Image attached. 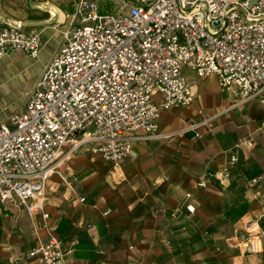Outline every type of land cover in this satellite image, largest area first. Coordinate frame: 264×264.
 Returning <instances> with one entry per match:
<instances>
[{"label":"crops","instance_id":"obj_1","mask_svg":"<svg viewBox=\"0 0 264 264\" xmlns=\"http://www.w3.org/2000/svg\"><path fill=\"white\" fill-rule=\"evenodd\" d=\"M78 1L0 0V26L24 22V32L42 30L43 39L35 59L20 50L0 59V123L24 110L64 42ZM99 2L102 11L115 12L108 0ZM54 16L55 24H41ZM184 73L195 100L163 111L159 120V133L173 136L139 141L117 164L84 148L75 151L61 175L49 177L47 220L30 215L16 198L0 204V264H39L28 253L49 229L63 240L68 264H264V251L246 254L238 237L248 218L262 216L264 247V103L235 106L215 75ZM197 123L195 130L180 131ZM243 142L229 184L208 176L206 187L197 185L228 166L234 146ZM72 176L74 189L63 180ZM258 176L261 187L251 184ZM106 209L112 210L107 216Z\"/></svg>","mask_w":264,"mask_h":264},{"label":"built area","instance_id":"obj_2","mask_svg":"<svg viewBox=\"0 0 264 264\" xmlns=\"http://www.w3.org/2000/svg\"><path fill=\"white\" fill-rule=\"evenodd\" d=\"M108 1L114 13L102 11L99 0L78 1L24 110L0 123V204L16 198L30 215L47 220L49 177L61 175L72 153L84 148L117 164L135 143L173 136L159 133V120L163 111L195 100L185 68L198 78L215 75L235 106L264 103V0ZM42 47V30L26 33L18 22L0 26V59L14 50L35 59ZM244 143L234 146L228 166L197 185L206 187L208 176L229 184ZM262 178L251 184L261 187ZM63 180L74 189L75 176ZM261 217L248 218L238 235L246 254L264 251ZM67 252L49 229L28 256L39 264H68Z\"/></svg>","mask_w":264,"mask_h":264},{"label":"water","instance_id":"obj_3","mask_svg":"<svg viewBox=\"0 0 264 264\" xmlns=\"http://www.w3.org/2000/svg\"><path fill=\"white\" fill-rule=\"evenodd\" d=\"M57 22V16H54V18H52L51 20L47 21V22H41V24L43 25H51V24H55ZM20 24L21 27H24L25 24L24 22H18Z\"/></svg>","mask_w":264,"mask_h":264}]
</instances>
